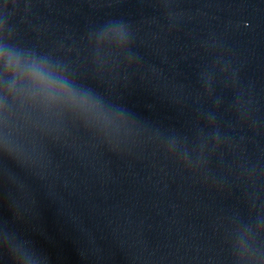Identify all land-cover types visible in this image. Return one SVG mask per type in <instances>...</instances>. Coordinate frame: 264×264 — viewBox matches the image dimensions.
I'll list each match as a JSON object with an SVG mask.
<instances>
[{"label": "water", "instance_id": "water-1", "mask_svg": "<svg viewBox=\"0 0 264 264\" xmlns=\"http://www.w3.org/2000/svg\"><path fill=\"white\" fill-rule=\"evenodd\" d=\"M65 264H264V0H64Z\"/></svg>", "mask_w": 264, "mask_h": 264}]
</instances>
